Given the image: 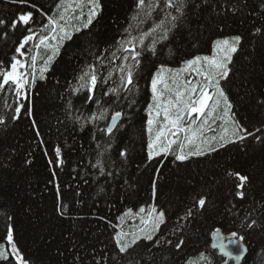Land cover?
I'll use <instances>...</instances> for the list:
<instances>
[{"label": "trees", "instance_id": "obj_1", "mask_svg": "<svg viewBox=\"0 0 264 264\" xmlns=\"http://www.w3.org/2000/svg\"><path fill=\"white\" fill-rule=\"evenodd\" d=\"M59 2L0 0V19L6 22L0 25V68L7 70L13 56L26 65L20 71L28 75L26 91L33 106L32 117L22 113L13 122L9 117L17 101L14 86L0 91V116L7 121V126H0V244L9 247L6 235L12 226L14 242L29 264H208L200 260L201 253L211 264H219L221 259L210 249L211 236L219 230L227 237H245L246 255L240 264H264V144L250 136L185 162H176L171 155L149 162L146 147V109L157 68H177L185 59L209 55L214 40L233 35H240L242 42L233 57L230 79L222 86L236 119L264 138V131L256 132L264 129V107L258 104L264 100V0H209L208 6L189 7L180 27L157 45L156 55L144 51L126 91L120 66L131 61L123 60L129 54L120 51L118 42L138 38L168 12L176 13L161 4L145 16L147 8L137 9L136 0H100L102 10L92 25L75 34L79 39L64 42L41 78L40 68L52 52L35 45L41 36H50V29H44L46 17L59 16ZM22 11H32L33 22L11 29V21ZM27 27L35 36L20 55L15 49L28 34ZM256 28L261 32L256 33ZM150 42L147 38L145 46ZM49 43L56 41L50 38ZM33 56L37 57L34 70ZM90 65L97 75L92 100L87 85L81 89L79 80ZM104 110V119L94 118ZM116 111L122 112L121 119L107 135L106 120ZM57 146L60 166L55 164ZM121 151L127 155L121 157ZM225 169L250 176L244 199L235 195L237 181L226 177ZM201 194L208 203L196 210L194 198ZM151 203L166 212L157 236L172 244L154 247L141 241L127 254H119L112 239L118 217L128 209L138 213ZM57 205L66 206L63 216ZM189 209L193 215L181 219ZM253 219L257 225L248 229L246 224ZM180 225L183 228L177 231ZM233 232L238 236L233 237ZM181 238L185 243L177 250L174 245Z\"/></svg>", "mask_w": 264, "mask_h": 264}, {"label": "snow or ice", "instance_id": "obj_2", "mask_svg": "<svg viewBox=\"0 0 264 264\" xmlns=\"http://www.w3.org/2000/svg\"><path fill=\"white\" fill-rule=\"evenodd\" d=\"M20 4H28V0H14ZM75 7H81L83 0H74ZM89 11L86 22L81 26H74L69 23V18L66 15L69 11L68 0H60L56 5L58 10H61L59 16H47V24L44 29H50V36H41L39 43L35 45L37 49L43 47L50 49L52 55L48 56L44 62V67L40 68L41 78L43 73L47 71L48 65L53 61L56 55L59 54L60 48L65 41L74 42L79 39L76 33H81L82 29H88L93 21L97 18L102 10L100 0H87ZM162 4L164 9H171L176 14L168 12L166 18L149 28L147 31L141 32L138 38L128 39L118 42L121 45L120 51L128 53L123 56V60L131 61V63L122 64L120 71L123 89L126 91L133 84V68L138 67L141 63V56L144 51L157 54V45L168 41L174 30L178 29L186 18V9L189 7L200 8L202 5L208 6L209 0H136V8L145 10V16H150L152 10L160 7ZM36 8L35 4L30 6ZM264 11V3L261 4ZM233 11H235L233 9ZM42 15H46L41 12ZM32 11L20 12L10 23L11 29H17L21 25L28 26L33 22ZM79 19V17H73ZM64 21L63 24L60 22ZM143 21H141L142 23ZM5 21L0 19V25H5ZM42 29V30H44ZM71 29V30H70ZM256 33H260L261 29L256 28ZM27 35L19 41L16 47V53L23 55L21 51L29 41H32L35 33L31 27H27ZM6 35V34H5ZM55 40V44L49 43V39ZM151 38V42L145 46V40ZM242 37L233 35L223 39L214 40L211 44V55H195L190 59H185L179 68H168L161 65L157 68L151 77V102L147 105V161L151 162L160 156H173L176 162L188 161L191 157H204L218 152L225 148L226 145L236 144L245 141L248 137H253L255 140L264 144V138L260 135H255L249 131L239 120L236 119L233 112L234 105L222 86V81L227 82L233 72L234 54H236L241 46ZM89 43L91 41L89 40ZM171 54V50H170ZM115 55V53H113ZM99 59V57H98ZM37 57H32L31 67L35 68ZM26 65L21 60L13 56L7 70L0 68V91L6 86H14V94L17 98L16 106L9 119L13 122L20 119L22 113L28 117L33 116L32 102L27 94V87L30 86L28 75L21 72L20 69ZM194 74L198 79H188L187 75ZM33 81L35 80V72L32 73ZM80 88L87 85L89 93L88 100L93 99V92L97 85V75L94 66H89V71L84 72L80 77ZM76 91V90H74ZM113 92L116 90L113 89ZM22 101H28L27 104ZM258 104L264 107V100H259ZM106 110L102 111L98 116L94 114V118L101 120L105 118ZM122 116L121 111H116L111 116V121L104 131L111 133L113 128L117 126V121ZM162 116V121L160 117ZM220 121L218 125L220 131L216 132L212 128L213 124ZM0 126H7V121L4 116H0ZM33 127H36L33 123ZM264 131V129H256V132ZM208 132H214V135H207ZM39 136V133L37 132ZM175 146V147H174ZM55 164L60 166L63 164L61 159V148L55 147ZM125 151L120 152L121 157H125ZM51 163V162H50ZM99 163V162H98ZM101 174L104 173V168L100 167ZM160 169H156L159 172ZM111 175V173H108ZM226 177H234L237 181L234 185L237 191L235 195L240 199L245 198L246 185L251 184V178L248 174H242L241 171L225 169ZM55 177V173H53ZM151 190L153 198L157 195V182L151 181ZM103 191V189H101ZM60 194L57 192V198ZM195 199L194 207L196 210L205 209L208 203L206 195H199ZM66 206L57 205V211L61 216L65 214ZM146 212V215H141ZM140 215L141 226L129 232L124 231L122 225L126 218ZM193 215V210L189 209L186 216L181 219H187ZM120 223L113 225L115 231L112 237L115 248L119 254H127L134 246H138L141 241L152 242L154 247L162 244H172L171 240H164L157 236L161 226L166 223V212L154 204H150L147 209L141 207L138 213H133L131 209L125 211L118 217ZM257 225L255 219L246 224L248 229H252ZM183 225H180L177 231L182 230ZM219 230H217L218 232ZM14 229L9 226L7 229L6 241L8 248L0 244V264H29L28 260L21 254L17 243L14 242ZM233 237H237L236 232L232 233ZM245 237L240 235L238 240H233L232 243L237 245V252L243 253L244 249L239 247V242L244 241ZM185 240L179 239L174 247L179 250L184 245ZM214 247H216L214 245ZM224 256L233 260H240L241 255H233L223 244L219 245ZM79 259V257H78ZM200 260L207 261L211 264L210 259L203 253L200 255ZM96 264H100L99 261ZM188 264H194L189 261Z\"/></svg>", "mask_w": 264, "mask_h": 264}, {"label": "rangeland", "instance_id": "obj_3", "mask_svg": "<svg viewBox=\"0 0 264 264\" xmlns=\"http://www.w3.org/2000/svg\"><path fill=\"white\" fill-rule=\"evenodd\" d=\"M68 3H69V11L66 15L69 18V23L71 25H74V26H81L84 22H86L87 14L89 11V5L87 3V0H83V3L81 5V7H79V8L75 7L74 0H68ZM73 17H79V19H73ZM62 22L64 23V21H62ZM209 55H211V54H209ZM177 68H179V67H177ZM187 78L192 79V80L198 79L194 74L187 75ZM149 91L151 94V85H150ZM150 100H151V95H150ZM110 118H111V116L108 117L107 122L110 120ZM160 120L162 121V116L160 117ZM219 124H220V121H217L216 124L212 125V128L215 129L216 132L220 131V129L218 127ZM146 134H147V131H146ZM214 134H216V133H214V132H208L207 133V135H209V136L214 135ZM147 139H148V136H147ZM119 223H120V221L118 220V224ZM139 226H141L140 217L136 218L134 216L131 218H126L123 225H122V228L124 231L131 232V231L135 230L136 227H139ZM117 230H119V229H116V231Z\"/></svg>", "mask_w": 264, "mask_h": 264}, {"label": "water", "instance_id": "obj_4", "mask_svg": "<svg viewBox=\"0 0 264 264\" xmlns=\"http://www.w3.org/2000/svg\"><path fill=\"white\" fill-rule=\"evenodd\" d=\"M118 121H117V123H118ZM233 240H238V239L227 238L221 232H215L212 234L210 246H211V249L217 253L218 257L223 259V262L221 264H229L230 262L232 264H240L241 261L243 260V258L245 257L246 249H245V246L243 245V243L241 241L239 242V247L244 249L243 253L241 254V253L237 252V250H236L237 245H234L232 243ZM221 244H223L229 251H231L233 253V255L240 254L241 255L240 260H233V259H230L229 257L224 256L223 253L221 252L220 247H219V245H221ZM214 245L216 247H214Z\"/></svg>", "mask_w": 264, "mask_h": 264}]
</instances>
